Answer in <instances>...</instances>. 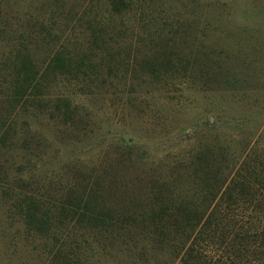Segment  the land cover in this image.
I'll list each match as a JSON object with an SVG mask.
<instances>
[{
    "label": "rangeland",
    "instance_id": "rangeland-1",
    "mask_svg": "<svg viewBox=\"0 0 264 264\" xmlns=\"http://www.w3.org/2000/svg\"><path fill=\"white\" fill-rule=\"evenodd\" d=\"M41 1L57 4L0 0V264H155L127 216L201 194L198 152L225 168L264 140V0H131L122 15L111 0H61L59 31L75 42L87 21L107 23L91 58L99 76L50 89L75 112L67 121L9 97L26 18L54 14ZM88 193L111 222L60 215L70 194ZM16 197L38 203L33 217Z\"/></svg>",
    "mask_w": 264,
    "mask_h": 264
},
{
    "label": "trees",
    "instance_id": "trees-1",
    "mask_svg": "<svg viewBox=\"0 0 264 264\" xmlns=\"http://www.w3.org/2000/svg\"><path fill=\"white\" fill-rule=\"evenodd\" d=\"M48 2L40 4L51 7ZM56 3L54 14H41V8L35 16L26 18V54L18 52L15 57L9 97L26 99V111L47 110L67 121L75 112L68 101L63 102L68 99L49 96L50 89L64 78H82L83 85L88 86L89 77L99 76L91 58L93 53L104 51L107 40L103 29L107 23L77 19L87 23V32L75 42L71 32L64 35L59 31L64 24L69 25V19H58L65 5L61 0ZM133 7L131 0H111L109 11L122 15ZM149 66L158 71L156 64L150 62ZM197 154L193 164L199 171L196 174L202 193L179 199L176 208H167L159 197V208L138 217L128 215L142 222V226L124 227L134 247L142 257L155 259V264H264V140L225 168L209 154ZM15 201L25 213L26 206L29 210L38 205L26 198L16 197ZM59 213L66 218L72 216L76 222L86 219L103 226L112 220V210L96 202L92 193L70 194L62 201ZM28 216L33 217L31 210Z\"/></svg>",
    "mask_w": 264,
    "mask_h": 264
}]
</instances>
